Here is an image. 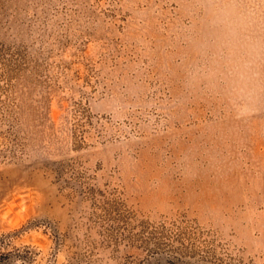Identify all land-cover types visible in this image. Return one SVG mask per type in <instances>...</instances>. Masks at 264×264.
<instances>
[{
	"label": "rangeland",
	"instance_id": "obj_1",
	"mask_svg": "<svg viewBox=\"0 0 264 264\" xmlns=\"http://www.w3.org/2000/svg\"><path fill=\"white\" fill-rule=\"evenodd\" d=\"M162 235L264 264V0H0V264Z\"/></svg>",
	"mask_w": 264,
	"mask_h": 264
},
{
	"label": "trees",
	"instance_id": "obj_2",
	"mask_svg": "<svg viewBox=\"0 0 264 264\" xmlns=\"http://www.w3.org/2000/svg\"><path fill=\"white\" fill-rule=\"evenodd\" d=\"M57 174V177H60L63 174L62 166H57L53 169ZM110 203V202H108ZM110 204H113L112 202ZM164 234V233H163ZM165 235L155 237L154 243H146L148 250L155 255H166V263L161 261L158 264H191V257H195L198 253V250L195 246V243H164ZM178 240L181 241L182 237L178 236ZM205 253L202 254L203 260L207 261L209 258V250H204ZM207 264V263H205Z\"/></svg>",
	"mask_w": 264,
	"mask_h": 264
}]
</instances>
